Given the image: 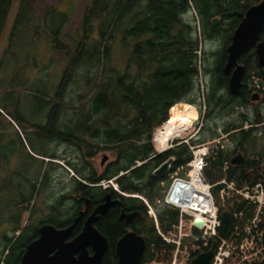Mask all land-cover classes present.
Masks as SVG:
<instances>
[{
	"label": "trees",
	"instance_id": "obj_1",
	"mask_svg": "<svg viewBox=\"0 0 264 264\" xmlns=\"http://www.w3.org/2000/svg\"><path fill=\"white\" fill-rule=\"evenodd\" d=\"M261 1L89 0L80 21L81 35L75 40L73 51L60 43L59 35L66 22L59 24L52 39L56 52L58 50L64 56L65 66L55 90L54 101L43 102L46 107H41L46 109L45 119L49 122L63 118L96 119L93 131H83L97 145H102V150H108L114 159L99 175L88 163L82 165L86 170L74 169L68 193L56 196L49 207L50 214L37 223L32 222L40 213L34 203L47 186L49 171L44 172L39 186L25 177L22 182L13 185L12 175L2 177L4 171L0 168V226L5 224L8 227L1 238L0 264H18L26 246L38 238L41 225L51 224L56 228L70 225L75 215L74 207L70 203L66 209L64 202L89 200L93 205H98L106 194L119 199L126 212L137 210L142 213L132 227L146 243L142 264H168L174 246L167 244L158 230L164 235L172 231L178 223L179 213L162 203L170 180L166 177L156 178L152 173L169 157L174 159L171 172L179 168L185 170L192 159L189 147L204 145L216 139H220V142L206 159L203 177L212 185V196L219 214L234 211L242 215L238 218L231 216L226 224L220 222L213 240L216 245L221 240L239 243L242 237L236 236V228L241 231L250 224L256 208L246 205L239 196L227 198L225 205L221 206L220 190L225 185L218 183L221 180L233 182L237 188L253 186L258 182L264 185V130L260 128L264 126V95H260L263 91L254 87L255 81L260 87L264 85V67H259L254 48L242 54L237 62L245 67L246 72L242 87L234 96L228 92V77L223 74V67L234 30L246 11ZM11 2L0 0V34ZM35 3L36 0H20L14 31L38 29L40 24L35 15ZM192 10L196 14L195 18L191 21L183 19ZM215 17L220 19L217 25L212 23ZM260 37L264 38V31ZM117 39L121 48L119 51L126 58L123 59V68L114 70L107 62ZM208 41H217L219 45L210 53L213 58L211 69L203 61L207 55L202 45ZM201 76L208 77L202 90L197 84ZM83 80L86 92L81 89ZM72 87L78 89L74 96L71 95ZM256 93L259 94V102L252 101ZM179 103L197 107L200 122L196 126L200 123L202 126L187 143L176 140L172 148L157 154L152 145L153 133L166 121H169L167 124H173L181 119L175 118L178 116L176 108ZM11 106L14 109L11 115L0 107V117H4L7 122H19L23 129L34 130L31 133L38 142L64 137L55 131L48 137L47 128L42 129L38 123L25 119L18 103ZM241 108L250 112L245 115L240 111ZM186 116L195 124L197 116ZM226 140L228 146L224 149L221 144ZM239 152L243 155L242 163L231 165V158ZM52 159H56L54 155L49 156V160ZM38 160L40 165L45 162L44 159ZM110 180L115 182L120 192L139 196L152 207L158 230L140 198L122 196L111 187L102 189L93 186ZM161 182L165 183L162 187ZM72 195L77 196V199ZM24 214H27L26 222L23 221ZM116 218L110 211L103 217L105 225L96 224V228L109 240L123 229ZM79 231V227H76L74 235ZM192 232L193 236L200 235L196 230ZM15 233L19 234L16 236ZM192 242L199 248L189 251V261L210 249L212 244L210 241L207 247H202L201 241ZM185 245L186 241H182V248ZM234 257L229 259L230 263Z\"/></svg>",
	"mask_w": 264,
	"mask_h": 264
},
{
	"label": "rangeland",
	"instance_id": "obj_2",
	"mask_svg": "<svg viewBox=\"0 0 264 264\" xmlns=\"http://www.w3.org/2000/svg\"><path fill=\"white\" fill-rule=\"evenodd\" d=\"M19 2L20 0H12L0 34V95H3L1 99L2 105H0V107L5 110L6 114L11 115L14 112L11 104L14 105V103H18L27 121L44 126L46 123V109H41V107H46L43 102L54 101L55 90L60 82L65 66L63 54L58 53V50L56 52V49H54L52 39L54 31L60 23L66 22L63 26L61 35H59V40L61 44L68 47L70 51H73L75 40L81 35L80 21L82 19L84 8L89 3V0H36L35 15L40 26L35 31L34 29H20L14 31L15 19L19 11ZM45 5H51V7H45ZM195 16L196 14L192 10L185 14L183 19L191 21ZM214 19H216L217 24H219V17H215ZM11 34H14V36L11 37ZM118 42L117 39L113 47L111 58L109 62H107V65L114 70L123 68V59L126 58V55L119 51L121 48L119 47ZM218 46L217 41H208L202 45V50L207 55L203 61L205 66L209 69L213 67V58L210 53L214 52ZM200 55L199 52V56ZM207 79L208 77H199L197 83L199 89H204V82ZM257 86L258 84H256L255 81L254 87L258 88ZM81 89L82 92L87 91L86 84L84 85V80ZM72 90L71 95L74 96L78 89L72 87ZM193 94L191 93L192 98ZM260 95L263 96L264 94ZM240 111L245 115L250 112V110H245L243 108H241ZM176 112L178 115L176 117L181 118L180 122L169 127L162 126V128L160 127V129L158 128L155 130L154 135L160 130H162V133L164 134L171 133L170 131L174 129V127H178V125H181L180 123H182L183 125H187L189 132L188 134L185 133L178 140H185L190 136H195L197 128L199 129L202 126V123H200L198 127L196 126V124L200 122L198 120V108L186 103H179ZM188 114L197 116L195 124H193L191 119L186 116ZM18 123L7 122L4 117H0V168H2V172L4 171L2 177L12 175L11 181L13 185L22 182L25 177L26 179H29L30 182L36 184V186H39L44 172L49 171L53 164V169L49 172L50 176L45 190L41 191L39 196L35 199L34 204L38 207L40 213L35 216L32 222L37 223L42 217L50 214L49 207L53 205L56 196L68 193L69 180L74 174L65 164V161H67L68 158L63 159V152L66 151L63 147H55L54 151L57 153V158L51 162V160H49V155L53 152L51 144L47 140L38 142L36 136L31 133L35 132L34 130L23 129ZM260 128L264 130V126ZM175 130H178V128ZM185 135L186 137H184ZM164 136L162 138H164ZM172 140L173 138L167 140L170 143L169 147L172 146V143L177 139ZM219 142L220 139H216L204 145L194 147L192 150V160L188 163V166L191 168L190 165L194 157L197 156L196 152L198 150L206 149L202 151L208 158L211 151L215 150V146ZM227 143L228 141L226 140V142L221 144V147L226 149L228 146ZM152 145L154 147L153 142ZM154 149L157 152L160 151L156 147H154ZM202 151H199L198 153L202 154ZM42 156H46L47 158H43ZM38 158L44 159L45 162L40 165V160H38ZM104 158L110 162L114 159V156L108 150H104L92 160L93 167L98 171L97 175H99L103 169L100 167V162ZM190 171L189 168L185 170L179 168L174 172L168 170V172L162 177H168L169 179L173 178L174 181L178 179V177L181 178V174H183L182 178L189 180L191 179ZM200 173L202 174L203 170L200 171ZM201 178L204 180L205 185H208L211 190L212 185L205 181L203 174L201 175ZM114 183L113 185L109 184L113 189L116 187ZM220 183L222 182L220 181ZM221 196H223V198H221L219 204L224 206L227 198L233 197V199H235L239 195H237L235 191L233 192V190H226V192L221 193ZM64 206L67 209L70 207V202H64ZM24 216L23 221L26 222L27 214H24ZM148 216L156 221V214L154 211L152 214H148ZM236 217H241V214L236 213ZM191 222L192 218L184 214L182 230L180 233L178 232V235H182L181 243L182 241H186V245L183 248H181V246L179 247L177 253L179 264L190 263L188 260L190 254L189 251L196 250L199 247L192 241H201L202 247H205L202 233L197 237L192 235L190 227ZM250 225L251 222L246 227H249ZM176 226L177 225H175L173 230L168 232L167 235L170 234L171 239L178 240L177 229L175 231ZM246 227H244L243 230ZM7 231V225L4 224L0 226V243L2 236ZM18 234L19 233H15L16 236ZM227 262L228 263L225 262V264H229L230 260H227ZM233 263L232 259L230 264Z\"/></svg>",
	"mask_w": 264,
	"mask_h": 264
},
{
	"label": "water",
	"instance_id": "obj_3",
	"mask_svg": "<svg viewBox=\"0 0 264 264\" xmlns=\"http://www.w3.org/2000/svg\"><path fill=\"white\" fill-rule=\"evenodd\" d=\"M212 23L217 25V20L213 19ZM263 31L264 0L246 11L234 30L231 43L227 48V61L223 67V74L228 77L227 88L229 94L236 95L242 87L246 70L244 66L237 62L242 54L254 48L259 67H264V38L261 39L260 37ZM257 100H259V95L254 94L252 101ZM192 137L182 140V143ZM168 148H172V146ZM167 149L158 151V154ZM105 160L106 158L102 162ZM173 161L172 157L169 158L156 168L152 175L154 177L164 176ZM242 161L243 155L239 152L231 158L230 164L238 166ZM118 202L112 201L111 196L106 194L103 202L96 206L94 212L85 219L81 232L73 238H70L71 234L84 213L79 214L74 222L65 228H56L51 224L41 225L38 229V238L26 246L18 264H101L102 257L107 251V242L94 224L100 216L106 215L109 209ZM137 214V212L123 213L120 218H126L127 223H131ZM220 221L225 224L228 223L230 213L228 211L221 212ZM203 223V219L195 218L192 225L200 228ZM214 247L215 242H212L210 249L194 257L190 264H209ZM88 248H91L92 254H89ZM144 251L145 240L134 232L123 235L116 243L118 264H141Z\"/></svg>",
	"mask_w": 264,
	"mask_h": 264
},
{
	"label": "built area",
	"instance_id": "obj_4",
	"mask_svg": "<svg viewBox=\"0 0 264 264\" xmlns=\"http://www.w3.org/2000/svg\"><path fill=\"white\" fill-rule=\"evenodd\" d=\"M257 87L258 89L263 91L264 94V85L262 87ZM204 156L205 153L202 151V154L194 157L190 165L191 170H197L200 174V177L202 175L200 171H202L206 166V160ZM177 180L178 179L174 180L169 189L166 191L164 196V203L179 210V224H177V226L175 227V231L177 229L178 240L171 239L170 234L163 235L159 232L160 236L167 244L175 246L170 264H179L177 260V253L179 251V247L181 246L182 235H178V232L180 233V231L182 230L184 214L191 217L192 220L195 218L203 219L204 223L200 228L193 226L192 222L190 223V227L191 229L193 228L202 233V239L204 241L205 247H207L209 240L216 237V229L220 226V220L218 218V213L214 204L213 197L210 193V187L207 185V203L210 205L211 209H213V212L209 213L208 215L204 213L203 216L194 215V213H196L197 211L184 210L176 202L178 191L174 189V184ZM202 181L204 182V180ZM221 182L222 183L219 182L218 184H222L225 186L222 190H220V198H223V196H221V193L226 192V190H233V192L235 191L236 194L239 195V197L245 200L247 205L255 206L256 210L254 218L251 220V225L249 227H246L242 231L243 238L239 241V243L235 244L233 241L229 242L227 240H221L216 246V250L213 253L210 264H225V262L232 258L233 255L235 256V258H233V264H252L257 260L259 261L261 259H264V185L262 184V182H258L253 186H243L237 188L233 182L226 183L225 180H221ZM109 184L112 185V181L100 183L103 188H106V186L108 187ZM149 212L152 213L150 208ZM233 217L236 218V213L233 214ZM240 234L241 232H236L237 236H240Z\"/></svg>",
	"mask_w": 264,
	"mask_h": 264
},
{
	"label": "flooded vegetation",
	"instance_id": "obj_5",
	"mask_svg": "<svg viewBox=\"0 0 264 264\" xmlns=\"http://www.w3.org/2000/svg\"><path fill=\"white\" fill-rule=\"evenodd\" d=\"M96 122H97V120L93 119V118H81V119L63 118V119H58V120H55L52 122L46 121L44 126H42L40 124H37V125L42 129L47 128V136L48 137L54 131L57 132L58 134L64 136L63 138L58 139V140H54L53 138H51V139H48L47 141L53 147L52 148L53 152L51 155H54L55 158H57V153L54 151L55 147L56 148L57 147H63L66 150L65 152H63V159L68 158V160L65 161V164L69 169L72 170L73 174H74V169H77L79 171L86 170V169H83V167H82V165L84 163H88L89 165H91V168L97 173L98 171L93 167L92 160H94L100 153H102L104 151V149L102 150L101 149L102 145H97L95 143V141L93 139H91L88 136V134L83 131L85 129H88L89 131H91V130L93 131L94 130L93 126L95 125ZM185 132L186 133L188 132L187 125L185 127ZM152 142H153V140H152ZM157 149H159L160 151L164 150L163 148H157ZM169 158H167V160ZM54 160L55 159H52L51 162H53ZM167 160H165L164 162H166ZM102 161H103V159L100 162V167L104 168L108 163L112 162L113 160L110 162L107 159L104 162H102ZM164 162H162L161 164H163ZM173 163H174V161L170 165L169 171L172 170ZM51 169H53V164L50 167V170ZM50 170H49V172H50ZM156 178H162V176L156 177ZM166 179H168V178L166 177ZM164 184H165L164 182H161V187L164 186ZM93 186L100 187L99 183L94 184ZM72 197L77 199V196H75V195L74 196L72 195ZM111 199H112V201H119V202L115 203L109 209L108 212L111 211L115 216H117L116 220L122 224L123 229L120 231V233L118 235H115L113 237V239L109 240L104 234H102L96 228L97 223H98V225H100V224L105 225V221L103 219V217L105 215L100 216L98 218V220L95 222V224H94L95 228L106 238V242H107V251L105 252L104 256L102 257L101 264H118V258L116 256V243L118 242V240L123 235H125L129 232H134L132 227L136 224L137 218L142 216V213H140L137 210H133V211L128 210V212H126L125 206L123 205V203H121V201L119 199L112 198V197H111ZM69 202L71 204H73L74 212H75V215L71 218L70 225L74 222L75 218L79 214L84 213V216L81 218V220L75 226V228L79 227V229H80L79 233H80L82 230L83 223H84L85 219L87 217H89L94 212L96 206H98L99 204L93 205L89 200L85 201V202L79 201V203H75V201H69ZM108 212H107V214H108ZM133 212H137L138 214L135 216V218L133 219V221L131 223H127L126 218H123V219L120 218L123 213L129 214V213H133ZM70 225H68V226H70ZM73 232H74V230H73ZM73 232H72L70 238H73L76 236V235H74ZM134 233H136V232H134ZM145 248H146V243H145ZM88 252H89V254H92L91 248H88ZM141 264H142V258H141Z\"/></svg>",
	"mask_w": 264,
	"mask_h": 264
},
{
	"label": "bare ground",
	"instance_id": "obj_6",
	"mask_svg": "<svg viewBox=\"0 0 264 264\" xmlns=\"http://www.w3.org/2000/svg\"><path fill=\"white\" fill-rule=\"evenodd\" d=\"M175 118H177V117H175ZM180 120L178 122H180ZM178 122L173 123V124H167V123H169V121H168L163 125V127L173 126V125L177 124ZM180 124L181 125H178V127H174V129H172L170 131L171 133H165L164 134V133H162L163 132L162 130L157 131L156 134L154 135V139H153L154 147L167 149L170 145L169 141H167L168 139H172V138H173V140L180 139V137H182L186 133L185 132L186 125H183L182 123H180ZM177 128H178V130H175ZM188 132H187V134H188ZM163 136H164V138H162ZM184 137H186V135ZM197 155H200V154L197 152ZM190 178L191 179H189V180L178 179L176 181V183L174 184V189L176 191H178V195L176 197L177 198V200H176L177 204L179 206H181L184 210H190V211L195 210V211H197L196 213H194V215H202L203 216L204 213H206L207 215L209 213H212L213 209H211L210 205L207 203V198H208L207 186L202 181L198 171L197 170H191L190 171Z\"/></svg>",
	"mask_w": 264,
	"mask_h": 264
}]
</instances>
